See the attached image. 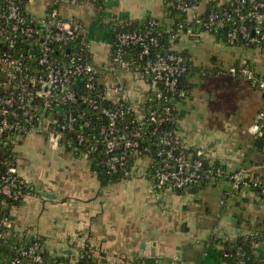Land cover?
Returning a JSON list of instances; mask_svg holds the SVG:
<instances>
[{
  "label": "crops",
  "instance_id": "crops-1",
  "mask_svg": "<svg viewBox=\"0 0 264 264\" xmlns=\"http://www.w3.org/2000/svg\"><path fill=\"white\" fill-rule=\"evenodd\" d=\"M209 1L200 4L201 12ZM48 3L40 0L33 10L42 13ZM100 3V8L97 2L84 7L59 6L64 17L82 23L91 59L98 68L110 59L106 23L111 16L161 19L166 12L165 0ZM209 36L207 32L188 35L179 44L188 51L195 69L188 79L192 89L175 105L178 133L187 150L205 154L229 170L246 166L264 178V152L245 131L263 107L264 91L227 72L231 65L246 64L264 73V50L209 43ZM203 61L208 63L206 68L199 66ZM99 79L142 78L119 70L112 74L102 71ZM210 106L214 109L208 110ZM17 153L19 172L34 189L15 208V226L21 235L38 232L54 261L56 256L69 255L74 263V257L88 244L99 264H226L220 254L224 245L258 230L255 252L258 264H264V197L252 188L231 195L229 181L213 179L181 191H160L145 173L144 159L135 163L129 177L103 185L87 155L52 147L46 135L36 132L27 134ZM216 227L221 239L213 235Z\"/></svg>",
  "mask_w": 264,
  "mask_h": 264
},
{
  "label": "built area",
  "instance_id": "built-area-1",
  "mask_svg": "<svg viewBox=\"0 0 264 264\" xmlns=\"http://www.w3.org/2000/svg\"><path fill=\"white\" fill-rule=\"evenodd\" d=\"M35 1L0 0V264H48L40 235L17 231L16 207L8 202L24 200L34 189L17 165L18 147L28 133L46 135L52 147L73 150L83 146L90 152L99 145L113 173L130 169L132 150L147 156L153 151L157 162L149 156L138 161L146 160L144 171L160 191L187 188L226 173L223 167H206L200 157L185 153L178 132L161 129L178 121L175 105L187 90L180 87L179 79L186 71L184 56L160 52L157 20H149L145 31H126L115 29L120 22L130 24L129 20L109 18L114 32L104 72L123 70L145 79H99V68L86 55L89 44L78 41L82 23L59 10L61 4L84 7L97 0H49L42 13L32 9ZM175 1L176 8L187 14V23L193 21L206 29L229 24L231 44L240 39L253 44L264 41V0H224L222 8L207 15L188 0ZM182 33L180 25L174 37ZM133 45H140L134 56L128 52ZM227 72L264 91V73L246 64L231 65ZM131 115H136V126ZM78 123L85 131L96 124L97 135L76 130ZM263 128L264 103L245 131L256 138ZM68 132L73 137L66 140ZM146 136L155 140L138 149ZM250 170L246 166L232 170L229 194L249 187L264 196V178ZM213 235L222 238L217 227Z\"/></svg>",
  "mask_w": 264,
  "mask_h": 264
},
{
  "label": "trees",
  "instance_id": "trees-1",
  "mask_svg": "<svg viewBox=\"0 0 264 264\" xmlns=\"http://www.w3.org/2000/svg\"><path fill=\"white\" fill-rule=\"evenodd\" d=\"M98 4V7H101V3L99 4V0L96 1ZM95 2V3H96ZM188 2L190 4H194L195 6H199L200 8V4L203 2V0H188ZM176 1L175 0H165V16L161 19H158L156 17H152V16H148L142 20H129L130 24H125V22H120L119 25H117L115 30H126V31H145V25L147 24V22L151 19H155L157 20V25L155 27V32L159 33V50L161 53H169V52H174V53H178L184 56L185 59V63H186V71L184 73H182L179 77L180 79V87L182 86L183 88H185L187 90V94L184 97H181L180 100L185 99L190 90L192 89V84L189 83L188 79H189V74L191 71H193L195 69V66H193V63L190 59V55L188 54V51L186 49H183L179 46L180 42L183 41L188 35H190L191 37H196L197 34H199L200 32H207L209 33L211 36H213L216 41L218 42H224L226 44H228L229 46H237V45H243L246 47H256L258 49H262L264 50V41L259 43V44H253V43H246L243 40H238L236 41L234 44H231L229 42V39L227 37V32L229 31V24L227 26H225L224 28L221 29H206L204 28L202 25L195 23L193 21L187 23V14L181 12L180 10H178L176 8ZM225 4L221 3L219 4L217 1L214 0H210L207 4V7L204 10V15H207L209 12H211L212 10H219L220 8H222ZM106 18V17H105ZM108 24L107 27H109V36L112 37V34L114 32L113 29V25L111 23H106ZM180 25L183 26V31L184 33L180 34L178 37H174V34H177L179 32V27ZM78 41L87 44V39L85 37V35L82 33L79 38ZM140 51V45H133L128 47V52L130 53V55L134 56L137 55V53H139ZM86 55L88 57H90L91 59V53L89 51H86ZM92 60V59H91ZM234 65H238V64H234ZM104 71L103 67L99 68L98 71V76L101 75V72ZM106 74V72H105ZM139 77H141L142 79H145L143 76L136 74ZM86 111H88V109H85ZM177 113V111H176ZM129 119H133L134 120V126L137 125L138 120L136 119V115H131L129 116ZM177 118L179 121V116L177 114ZM178 121L174 124H170L168 126H161V129H168V130H172L175 132H178L179 129V123ZM76 130L78 131H84V133L86 135H90V136H96L97 135V126L96 124L93 126L92 130H87L85 131L82 127L81 124H76ZM73 137V132H68L67 133V137L66 140L72 139ZM25 138V137H24ZM23 138V139H24ZM23 139H21V141H23ZM155 139H152L151 137H144L141 139V146L138 148H142V146L149 144L150 142H153ZM254 146L258 147L262 152H264V128L262 131V134L260 136H257L254 139ZM137 149V148H136ZM67 150H70L67 148ZM88 148L83 147V146H77L76 149H73L71 151H74L75 153H81V154H85L87 155L91 161H92V165H93V169L95 170V172L97 173L98 177L100 178L101 182L103 185H108L110 183H115L123 178H127L131 175L132 173V169L135 165V163L139 160V158L143 157H148L150 158V160H153L155 162L158 161V159L155 156V152L151 151L150 153H148L149 155L147 156V154H144L143 152L139 153L137 152V150H132L130 152L131 156V163H130V169L127 171H118L116 173L110 172L109 171V167L107 164V154L105 153V150L103 147L101 146H97L94 150H91L90 152H88ZM141 150V149H140ZM185 153H189L192 154L194 157L198 156L200 157L204 163L206 167H213V166H219V167H223L226 169V173H223L220 176H217L214 179H223L226 181H229V175L232 172V170H229L228 167L220 162L214 161L213 159H210L209 157L205 156V154H200L197 155V153H193L189 150H187L185 147L182 149ZM150 171V169H149ZM213 180V179H212ZM212 180L209 179H205L202 180L201 182L197 183V184H193L187 188H194L206 183L211 182ZM183 189H179V191L184 190ZM254 189V188H252ZM255 191H257L259 193L258 189H254ZM262 196V195H261ZM264 197V196H262ZM23 200H19L16 202H12L10 200H8L9 203H11L10 205L18 207L19 205L22 204ZM259 235L260 232L258 230H254L252 234L247 235V236H240L237 237L235 240H233L232 242H227L224 245V249H222L220 251V254L223 256L224 260L226 261V264H239V260H243L244 264H258V260L256 257V249H255V244L259 239ZM25 239L27 238L26 236L24 237ZM41 239V241H43V237H39ZM42 246H44V242L42 243ZM43 254L44 257L46 259V261L48 262V264H99V262L94 258V256L92 255L91 251H90V247L87 244L82 252H80L79 255L75 256V261L74 263H72V257L69 255H65L63 257L60 256H56L55 258L57 259L56 261L52 260L51 257H49V254H47V252H45L44 247H43ZM56 262V263H55ZM132 264H139V263H132Z\"/></svg>",
  "mask_w": 264,
  "mask_h": 264
},
{
  "label": "rangeland",
  "instance_id": "rangeland-1",
  "mask_svg": "<svg viewBox=\"0 0 264 264\" xmlns=\"http://www.w3.org/2000/svg\"><path fill=\"white\" fill-rule=\"evenodd\" d=\"M38 4L40 5V0H36V2H34V3L32 4V6H31L32 9H38V6H36V5H38ZM209 38L211 39V40L209 41V43H212V41H213L214 43L216 42V43H220V45H223V46L225 45L224 42H217L216 39H215L213 36H209ZM204 47H205V46H204ZM204 47L201 46V49H205ZM230 48L232 49V47H230ZM234 50H235V49H234ZM203 52L205 53L206 51H203ZM199 64H200L199 66H200L201 68H206V66H207L208 63H207L206 61H203V63H200V62H199ZM203 66H204V67H203ZM209 99L211 100L212 97L208 98L207 100L209 101ZM207 109H208V110H213L214 108H213V106H212V107L210 106V107H207Z\"/></svg>",
  "mask_w": 264,
  "mask_h": 264
},
{
  "label": "water",
  "instance_id": "water-1",
  "mask_svg": "<svg viewBox=\"0 0 264 264\" xmlns=\"http://www.w3.org/2000/svg\"><path fill=\"white\" fill-rule=\"evenodd\" d=\"M231 219H232L234 225L238 227L239 226V223H237V220H235L234 218H231Z\"/></svg>",
  "mask_w": 264,
  "mask_h": 264
}]
</instances>
